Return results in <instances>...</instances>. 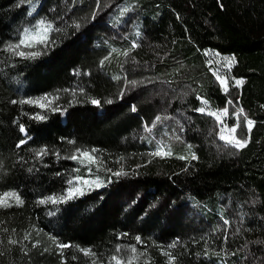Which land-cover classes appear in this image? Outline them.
I'll return each instance as SVG.
<instances>
[{"label":"trees","instance_id":"trees-1","mask_svg":"<svg viewBox=\"0 0 264 264\" xmlns=\"http://www.w3.org/2000/svg\"><path fill=\"white\" fill-rule=\"evenodd\" d=\"M123 1L38 0L29 14L25 0H0V195L23 201L0 207V264H114L118 247L127 260L133 246V264H169L166 253L173 264H264V0H140L137 32L129 18L107 22ZM37 17L52 23L51 44L33 49L35 59L13 56L6 45ZM217 75L230 78L227 93ZM46 94L67 111L33 119L45 110L20 101ZM203 101L209 110L228 106L229 127L244 109L246 147L219 139L220 123L195 111ZM157 116L167 118L153 127ZM244 116L255 121L250 134ZM154 139L172 154L152 155ZM41 148L47 154L37 157ZM77 148L96 150L104 186L41 203L85 175L67 158Z\"/></svg>","mask_w":264,"mask_h":264},{"label":"snow or ice","instance_id":"snow-or-ice-1","mask_svg":"<svg viewBox=\"0 0 264 264\" xmlns=\"http://www.w3.org/2000/svg\"><path fill=\"white\" fill-rule=\"evenodd\" d=\"M222 7V5H221ZM76 27H79V25H76ZM53 30V25L51 22H48L44 19H41L37 21V23L32 28H25L23 29L18 42L16 43H10L6 45V50L9 51L13 56L25 58V59H35L39 55H41L40 51H30V49H36L39 45L47 46L51 44V40L49 39V33ZM136 44H133L132 47H136ZM116 49H112V52L109 53L108 57H105V60L109 59L112 53L116 52ZM129 53L124 52L123 55L127 56ZM225 63L228 66H231L233 63H235V57H228L224 58ZM102 61L101 63H103ZM219 71V70H218ZM216 79L219 81L220 85L222 86L223 90L227 93L229 90V80L230 78L217 75ZM130 84L135 85L137 82L135 81H129ZM244 81L242 79H235L234 85L240 86L243 85ZM81 91H83L81 89ZM125 93L121 92L120 96L123 97ZM58 100V96H51L50 94H46L43 97L37 98V99H28L26 101H20V103H28V104H35L39 108L45 110L44 114L36 113L33 119L44 121L47 117V112L51 111L53 113L60 112L63 114L66 112V109H61L58 105H55V101ZM90 102L93 105L101 106V101L95 98H91ZM13 103H16V101H13ZM106 103L111 104L113 103L112 100H107ZM233 101L229 99L227 101L228 105H231ZM204 106L195 109V111L200 113H205L207 111V101H203ZM132 111H136L135 105L132 106ZM208 115H211L215 117L216 121L220 123L221 128L218 133L219 139L224 141L226 144H229L237 149H242L247 146L249 143L250 136L248 135H239L238 129L241 128V120L240 117L244 114V109L240 108L238 111H233L232 115L236 117L235 123L229 127L227 124L224 123L222 117H227L229 115V107L225 106L222 110L219 111H207ZM167 117H160L157 116L153 122V127L161 122L162 119H166ZM255 121L248 119L246 116H244V124L243 127L246 129V133L250 134L252 128L254 127ZM19 130L21 133H24L27 135V129L23 124L19 125ZM146 130L151 131L150 128H146ZM227 132V134H225ZM30 139V137H29ZM26 143L25 139H21L18 141L17 147H20L21 145H24ZM69 143H72V141H69ZM190 147V146H189ZM166 146L160 145L158 146L157 150L152 153L154 156L158 157H165L170 156L172 153L170 150L165 151ZM96 152L95 149L87 150V149H79L77 148L73 154H71L69 157H67L70 160L76 161L81 166L87 167V171L89 173V177H83L76 175L72 179H69L67 181L68 188L66 189L65 193L62 195H53L48 196L44 200L40 201L41 203H52V204H58V203H64L68 200L75 199L79 196H82L85 194L86 191L91 190L92 188H100L104 186L103 181L100 180V178L97 176L95 179L91 178L92 175V165H95L97 170H99L102 165L99 162L98 157L94 154ZM47 154L46 148H41L39 151L36 152L37 157H42L43 155ZM181 159H187V157H180ZM197 157L195 154H192V159H196ZM74 171H79V169H76ZM106 171L111 172V169H106ZM115 176H121L125 175L126 173L121 169L120 171L112 173ZM11 201V203H10ZM12 203H15L16 205H20L23 203L20 195L17 192H4L2 195H0V207H11ZM227 224L228 222L225 221ZM27 239V237H25ZM137 241H140V237H136ZM53 243H56L55 238H52ZM10 243L15 244L17 241L11 240ZM38 243V242H37ZM36 246L35 244L33 245ZM58 247L63 250L69 245L60 243L58 244ZM170 247H174V245H171ZM82 251L86 255H94V253L91 252L89 249H82ZM121 249L118 247L116 250V255H113L111 257V260L114 262V264H133L135 260L138 259V256L136 255V248L133 246L131 248V252L133 255L129 257L127 260L124 258H121L119 256V252ZM166 255L169 256V264H173L175 257L171 254L166 253Z\"/></svg>","mask_w":264,"mask_h":264},{"label":"rangeland","instance_id":"rangeland-1","mask_svg":"<svg viewBox=\"0 0 264 264\" xmlns=\"http://www.w3.org/2000/svg\"><path fill=\"white\" fill-rule=\"evenodd\" d=\"M25 2L27 3L28 2V9H27V12L29 14H32L37 5H38V0H25ZM148 5V4H146ZM145 11V6L143 5V3L140 1V0H124L121 4H119L108 16V20L107 22L110 24V25H113V26H116V25H119V24H122L127 18H129V21H128V25L130 27H132V29L135 28V32H137V29L139 28L140 26V23H141V20H140V16L144 13ZM41 19H44L42 17H37L32 24H29V25H26L24 27H22V29L20 30L19 32V36H18V39L23 31V29L25 28H32L36 23L37 21L41 20ZM18 39L14 42H18ZM30 51H34L33 49H30ZM217 80V79H216ZM221 90L223 91V88L222 86L220 85L219 81L217 80ZM223 108H220V109H217V110H209L207 109V111H219V110H222ZM207 111L205 113H207ZM215 118V117H214ZM168 124L165 123L164 125V131L168 132ZM170 129L171 130H174V126L173 125H170ZM227 134V132L225 133ZM149 135H151L149 133ZM152 136V135H151ZM153 139L154 137H145L146 139V142L149 140V139ZM155 141V145H157V148L158 146L160 145H163V143L161 141H159V139H154ZM168 145H169V142H167ZM157 149H154L152 152L154 153ZM165 151H166V148H165ZM96 167L94 165V167L92 168V175H91V178L92 179H95L97 176L100 178V176L96 173ZM84 173L85 175L83 177H89V173L87 171V168L84 169ZM73 178V177H72ZM71 178V179H72ZM101 180V178H100ZM102 181V180H101ZM104 183V182H103ZM206 204V203H205ZM207 205V204H206ZM208 206V205H207ZM203 207L206 209L207 207L205 205H203ZM209 207V206H208ZM215 209H216V215L220 214L219 211L222 212V215L223 216V211H224V206L217 203L216 205H214ZM216 220H221L220 217L216 216ZM223 220L222 221H226V219L222 218ZM215 220V222H216ZM219 221H217V225L219 226ZM52 240L48 239V244H51Z\"/></svg>","mask_w":264,"mask_h":264}]
</instances>
